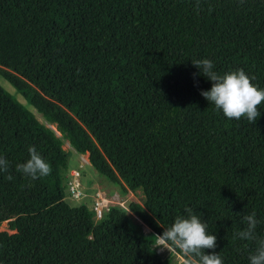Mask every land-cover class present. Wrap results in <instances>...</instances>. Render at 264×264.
I'll return each instance as SVG.
<instances>
[{"label": "trees", "instance_id": "16d2710c", "mask_svg": "<svg viewBox=\"0 0 264 264\" xmlns=\"http://www.w3.org/2000/svg\"><path fill=\"white\" fill-rule=\"evenodd\" d=\"M194 59L264 89V0H0V76L13 87L0 84V264H171L150 237L186 208L216 237L205 254L249 264L255 243L233 236L255 212L264 237V102L255 123L228 120L200 95L212 82ZM63 140L142 201L98 217L69 204ZM29 146L47 177L16 172Z\"/></svg>", "mask_w": 264, "mask_h": 264}, {"label": "clouds", "instance_id": "9594fccd", "mask_svg": "<svg viewBox=\"0 0 264 264\" xmlns=\"http://www.w3.org/2000/svg\"><path fill=\"white\" fill-rule=\"evenodd\" d=\"M191 63L199 70L196 75L212 82L209 90L200 92L208 103L222 111L228 120L238 121L246 117L250 123L256 122L260 116L258 106L264 102V89H258L251 83L255 77H249L243 69L220 75L214 71L213 62L209 59H194ZM27 151L29 158L15 166L16 172L32 181L50 175V164L37 152L35 146H29ZM9 167V161L0 157V172L7 173ZM13 178L11 174L6 176L9 181ZM185 212L187 217L177 216L170 227L164 228L162 234L150 237L153 239L152 249L178 250L185 258L184 264H223L219 254H205V249L216 247V237L207 233V224L191 208H186ZM243 221L246 228L236 232L233 239L253 241L256 247L248 256L249 264H264V237L256 236L259 221L255 212L245 215Z\"/></svg>", "mask_w": 264, "mask_h": 264}, {"label": "rangeland", "instance_id": "374dc122", "mask_svg": "<svg viewBox=\"0 0 264 264\" xmlns=\"http://www.w3.org/2000/svg\"><path fill=\"white\" fill-rule=\"evenodd\" d=\"M0 84L5 87L7 90L13 92V87L0 76ZM16 97L24 102L23 97L19 93H15ZM26 106L34 112L38 119H42L39 112H37L33 106L28 103H25ZM62 147L69 151L68 155V167L66 172V183L68 180H71L73 170L78 171V175L72 179V182H78V188L80 189V194L77 197H72L68 193V184L65 185V199L69 204H77L79 202L85 203L88 207L92 206L94 192L99 191L103 192L107 196H112L109 204L118 203L123 206L127 205L128 201L141 202L143 199L142 192L137 189L135 191L125 190L122 191L119 188L117 183H112L108 181L103 175L98 173L96 169L88 162L86 153H79L68 144L67 140L62 141ZM82 194V195H81ZM133 218V222L141 223V230L147 232L148 227L142 223L140 220ZM0 229H6V222L2 221L0 223ZM162 257L168 258L171 264H180L181 261H184V257L177 251H160L156 249Z\"/></svg>", "mask_w": 264, "mask_h": 264}, {"label": "built area", "instance_id": "2783aa9c", "mask_svg": "<svg viewBox=\"0 0 264 264\" xmlns=\"http://www.w3.org/2000/svg\"><path fill=\"white\" fill-rule=\"evenodd\" d=\"M71 174H72V177L74 178L75 176L78 175V171L73 170L71 172ZM72 179L68 180V182L66 183V184H68V193L72 197H77V196H79L81 191L78 188V185H77L78 182H72ZM111 198H112V196H107L103 192H99V191L94 192L93 201H92V206L91 207L93 208V210L95 212V217L100 216L102 209H106L107 208Z\"/></svg>", "mask_w": 264, "mask_h": 264}]
</instances>
